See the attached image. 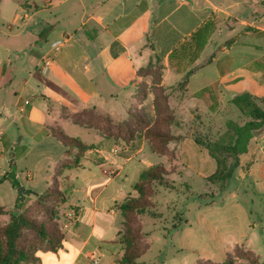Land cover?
<instances>
[{
  "label": "crops",
  "instance_id": "obj_1",
  "mask_svg": "<svg viewBox=\"0 0 264 264\" xmlns=\"http://www.w3.org/2000/svg\"><path fill=\"white\" fill-rule=\"evenodd\" d=\"M261 3L264 0L0 1V19L8 25L7 30L0 29V207L14 210L19 197L13 183L4 179L13 164L19 184L33 194L29 197L44 193L57 178L68 198L64 217L69 221L61 229V247L39 251L37 264H94V260L113 264L120 252L119 208L126 199L137 197L141 173L155 165L147 142L142 135L126 143L95 131L94 144L79 139L93 150L84 154L77 168L56 176L67 149L48 129L59 127L67 135L63 124L72 123L71 117L85 109L108 114L114 122L125 121L138 71L154 58L167 68L163 85L170 88L169 106L179 121V126L171 127L179 139L169 144L176 164L183 177L191 172L203 181L205 193L213 190L208 178L216 173L217 163L196 139L216 141L227 122L248 121L232 103L238 95L264 99ZM207 23L212 31L205 45L195 49L191 37ZM49 26L53 30L41 40ZM58 40L65 45L54 51L51 45ZM1 52L6 58L23 54L33 61L25 67V75L16 78L9 75ZM46 57L54 63L45 71ZM25 101L30 104L20 112ZM14 126L22 134L15 148L17 140L10 131ZM237 170V177L248 178L257 193L250 196L253 200L245 201L235 191L214 211L213 199L224 191L207 202L205 197H193L199 201L198 222L191 221L188 209L182 225L184 231L203 237L209 257L226 259L243 247L264 264V201L262 207L258 201L264 198V127L253 133ZM206 215L212 218L210 229L199 226L207 221Z\"/></svg>",
  "mask_w": 264,
  "mask_h": 264
},
{
  "label": "trees",
  "instance_id": "obj_2",
  "mask_svg": "<svg viewBox=\"0 0 264 264\" xmlns=\"http://www.w3.org/2000/svg\"><path fill=\"white\" fill-rule=\"evenodd\" d=\"M212 28V25L207 23L192 35L191 41L197 43L195 49L205 45ZM52 30V26L47 27L40 35V39L44 40ZM187 49L186 46L183 47V50ZM170 59L171 61L174 59V54ZM154 60L163 65L160 59L154 58ZM141 71H138V76ZM184 84L185 82L183 86ZM232 103L248 121L244 125L233 121L227 122L226 131L216 141L196 139V142L207 149L217 163V171L208 178V181L220 190H223L225 183L233 178L234 172L240 165V157L248 152L253 133L264 127V108L260 106V104L264 105V99L259 101L245 93L235 97ZM155 107L161 118L159 123L153 126L140 119L137 114L130 113L125 121L114 122L108 114L99 113L94 109H85L73 115L71 119L74 125L94 130L105 139H121L131 143L142 135L153 153L160 157H169L171 154L177 160L169 144L179 139L171 134V127L179 126V122L169 106V96L155 99ZM48 133L67 149V158L58 165L56 176H60L67 169L77 168L84 154L93 150L92 146L83 144L79 139L68 137L59 127L49 128ZM73 150H77L75 155L72 154ZM13 157L15 158V155ZM8 175L5 176V180H9ZM166 177L167 170L162 165H154L144 170L135 186L137 197H130L121 204L119 210L125 218V232L122 237L124 253L118 264H137L143 255L144 252L139 248L143 235L139 228L134 229L131 224L137 214L152 207L148 199L151 183L156 182L162 187L173 188L174 183ZM13 187L18 189L14 184ZM31 195L32 192L26 190L22 199L19 196L14 210L0 207V221L3 222L0 226V264H37L39 259L36 255L39 251H57L61 247L64 235L55 222L57 214L55 218L50 215L47 225L45 222L39 223L32 219L28 214V208L24 207L27 197ZM34 197L36 198L34 204L49 213H51L49 204L64 207L68 202L57 178L53 179L44 193ZM17 211L19 213L15 214ZM10 250L15 251L14 256H10ZM240 260L248 264H261L258 256L243 247L236 248L222 263L200 260L198 264H238Z\"/></svg>",
  "mask_w": 264,
  "mask_h": 264
},
{
  "label": "rangeland",
  "instance_id": "obj_3",
  "mask_svg": "<svg viewBox=\"0 0 264 264\" xmlns=\"http://www.w3.org/2000/svg\"><path fill=\"white\" fill-rule=\"evenodd\" d=\"M232 1L240 2L242 0ZM259 5L264 6L262 3ZM240 6L244 5L241 4ZM7 27L8 25L0 19V29L7 30ZM4 54L6 53L1 52V57L2 60L7 64L6 67L8 69L9 75L16 78L18 76L25 75V67L28 63L33 61L32 58L26 59L23 54H12V57L9 58H6ZM140 70L142 71L139 75V82L134 88L131 96L133 103H131V106L128 109V115L130 113L137 114L140 119L153 126L154 124L159 123L161 118L158 115L155 107V99H163L165 96H170L171 94L169 91L170 88L163 85L167 68L165 66L163 67V65L152 59ZM12 99L13 96L11 94L8 101H6L7 105L11 104ZM177 122L179 121L177 120ZM63 125L69 137L78 138L87 144L95 143V131H88V129L75 126L71 122L64 123ZM4 127L5 126H2L3 129ZM10 131L17 141L20 137H22V134L19 132L17 126L12 127ZM87 132L91 133L88 134ZM148 153L151 155L155 165H162L165 167L167 170L166 178L173 182L174 185L172 189H169L160 186L156 182L151 183L149 186L148 199L151 202L152 207L148 211L137 214L135 216L136 219L131 224L132 228H139L143 235V240L141 241L139 248L144 253L138 260L137 264H198L200 260L207 261V258H209L208 260H211L215 263L224 262L226 260L224 257H209L211 250L204 248L202 241L203 237L201 235L196 234V232L189 233L184 231L185 228L182 224L185 218L183 217V213H186L189 209L188 216L191 221L198 222L195 214L198 212L197 207L199 205V201L197 202L192 198L202 196L206 198L205 202H207L216 197V192L220 191L224 192L217 194L218 196L213 199L215 201L213 204L214 207H212L215 209L214 211L226 205L227 201L223 203V198L225 196L228 198V196L235 191H238L241 198H243L245 201L251 199L250 196L255 197L254 195L257 193L251 186L249 179H239V177H237V175H239V171L236 170L234 172V179H230L228 182H226L223 190H220L219 187L215 186L213 190L211 189L210 192L205 193L207 191L206 184H204L203 181H201L196 175H193L191 172H187V175L184 177L181 175V170L178 168L173 155L170 154L169 157L167 156L164 158L151 153L149 149ZM187 183H189V185ZM62 188L64 190L66 188L63 180ZM35 200V197H27V202L24 205L25 208H28V214L32 217V219L39 223L45 222L47 225V223H49L50 215L55 218V214H57L55 222L58 224L59 229H62L66 222L69 221L66 216L64 217L65 206L59 207L49 204V210H51V213H49V211L42 210L40 207L36 206L34 204ZM258 201L260 207H262L264 198L260 197ZM247 205H250V207L253 208L252 203L249 202ZM16 213H19V211L15 212V214ZM119 218L120 221L123 222V229L119 239V242L121 243V250L115 254L113 258L115 264L119 263L121 256L124 253L122 237L125 232V218L122 214L119 215ZM206 220L207 221H204L203 225L199 226H207L212 218H210L209 215H206ZM254 221H256V219H254ZM2 223L3 222L0 221V226ZM193 227H195V225ZM207 228L210 229V226ZM206 235L207 234H205V236Z\"/></svg>",
  "mask_w": 264,
  "mask_h": 264
},
{
  "label": "built area",
  "instance_id": "obj_4",
  "mask_svg": "<svg viewBox=\"0 0 264 264\" xmlns=\"http://www.w3.org/2000/svg\"><path fill=\"white\" fill-rule=\"evenodd\" d=\"M182 2H184L185 0H181ZM65 42L64 40H58L56 42H54L51 46H52V49L54 51H60L61 48L65 45ZM54 63L53 59L51 57H46L43 61V69L46 71L48 70L52 64ZM30 104V101H25L24 103V106L20 108V112H23L24 111V107L29 105ZM115 152H117V150H115ZM94 264H98V261L97 260H94Z\"/></svg>",
  "mask_w": 264,
  "mask_h": 264
},
{
  "label": "water",
  "instance_id": "obj_5",
  "mask_svg": "<svg viewBox=\"0 0 264 264\" xmlns=\"http://www.w3.org/2000/svg\"><path fill=\"white\" fill-rule=\"evenodd\" d=\"M20 142H21V138L18 139L17 144L14 146V148H15L17 145H19ZM14 148H13V149H14ZM11 154L13 155V152H12ZM8 178H9V180H10L15 186L18 187L17 192H18L20 198L22 199V198L24 197V194H25V191H26V190H25V187H24V186H21V185L19 184V182H18L17 174H16V165H15V164H13V166H12V171H11V173L9 174ZM14 255H15V251H14V250H10V256H14Z\"/></svg>",
  "mask_w": 264,
  "mask_h": 264
}]
</instances>
